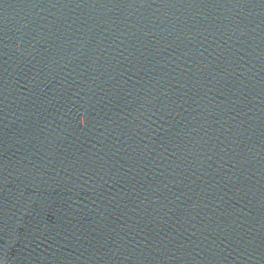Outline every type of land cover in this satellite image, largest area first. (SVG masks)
<instances>
[{
  "label": "water",
  "instance_id": "water-1",
  "mask_svg": "<svg viewBox=\"0 0 264 264\" xmlns=\"http://www.w3.org/2000/svg\"><path fill=\"white\" fill-rule=\"evenodd\" d=\"M0 264H264V0H0Z\"/></svg>",
  "mask_w": 264,
  "mask_h": 264
}]
</instances>
